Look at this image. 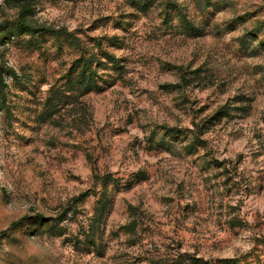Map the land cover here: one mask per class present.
Wrapping results in <instances>:
<instances>
[{
  "label": "rangeland",
  "instance_id": "rangeland-1",
  "mask_svg": "<svg viewBox=\"0 0 264 264\" xmlns=\"http://www.w3.org/2000/svg\"><path fill=\"white\" fill-rule=\"evenodd\" d=\"M18 1L0 0V24L17 18ZM175 1L195 31L161 7L38 0L26 21L72 40L0 41V66L21 83L2 75L0 264H144L177 253L264 264V0ZM89 53L117 59L100 71L108 83L61 95L37 120ZM164 127L202 145L189 153ZM94 174L111 178L100 247Z\"/></svg>",
  "mask_w": 264,
  "mask_h": 264
},
{
  "label": "trees",
  "instance_id": "trees-1",
  "mask_svg": "<svg viewBox=\"0 0 264 264\" xmlns=\"http://www.w3.org/2000/svg\"><path fill=\"white\" fill-rule=\"evenodd\" d=\"M38 0H19V11L18 16L12 22H4L0 24V41L4 43L20 44L31 47H38L46 40V37H52L54 44L53 49H59L62 46V41H71L73 38L71 32L65 29H52L44 28L31 25L26 19L32 15V9ZM130 7L138 11H146L151 7H161L163 10L164 20L171 21L174 17L177 18L179 23L183 24L184 29L187 33L190 31H195L194 27L190 22L186 21V13L181 10L179 5L175 0H124ZM208 1V0H207ZM208 3H210L208 1ZM8 35V36H7ZM19 35H26L28 39L20 40ZM99 55V54H98ZM96 53H89L86 58H81L72 62L69 72L64 76V82L61 85L63 88V93L58 91L54 93L51 101L47 100L44 102L43 107L40 112L36 114V119L39 121H44L45 119L51 117L53 111L61 101V95L70 96L78 95L82 96L93 91H100L103 89V85L108 83V80L104 79V73H100L102 69H113L116 70L119 65L118 61L114 56L108 54L104 55V62H101ZM6 75L7 78L11 80L12 83L21 84L13 70L6 69L0 66V86L3 87L2 75ZM66 93V94H65ZM5 105V96L3 90L0 89V111H3ZM188 134L192 135L188 138ZM163 135L169 139L178 140L181 136L182 142L184 143V149L189 153H194L197 148L202 145V141L199 136L192 133L191 131H181L172 127H164ZM95 179H99L100 190H99V247L102 244V231L100 226L102 224V216L109 205L108 200V185L111 181L110 175L101 176L100 174H94ZM88 196V192H83L73 197L70 201H80ZM69 202L64 209L65 213H68L71 208H68ZM37 221L45 222L44 225L49 223L50 220H45L40 215L35 216ZM22 223H16L14 228L20 227ZM89 226L91 227V234L88 237L92 245L96 241V231L98 229V224L95 221H91ZM95 226L93 229L92 227ZM130 228V224L125 226ZM12 229V228H11ZM218 264H237L235 259H222L217 261ZM144 264H208L207 261L202 258H197L193 255L186 253H177L173 256L160 259H151Z\"/></svg>",
  "mask_w": 264,
  "mask_h": 264
}]
</instances>
